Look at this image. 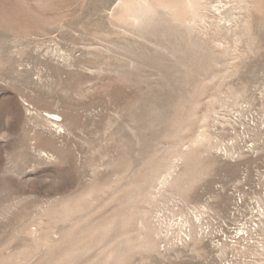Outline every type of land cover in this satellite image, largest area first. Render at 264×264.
<instances>
[{
	"label": "rangeland",
	"instance_id": "obj_1",
	"mask_svg": "<svg viewBox=\"0 0 264 264\" xmlns=\"http://www.w3.org/2000/svg\"><path fill=\"white\" fill-rule=\"evenodd\" d=\"M0 264H264V0H0Z\"/></svg>",
	"mask_w": 264,
	"mask_h": 264
}]
</instances>
